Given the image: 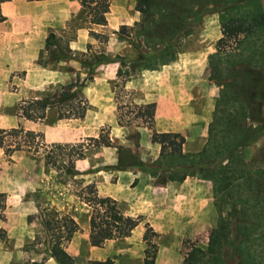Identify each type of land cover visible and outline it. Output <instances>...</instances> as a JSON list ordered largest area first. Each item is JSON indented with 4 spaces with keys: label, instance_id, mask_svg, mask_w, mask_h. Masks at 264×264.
Wrapping results in <instances>:
<instances>
[{
    "label": "rangeland",
    "instance_id": "1",
    "mask_svg": "<svg viewBox=\"0 0 264 264\" xmlns=\"http://www.w3.org/2000/svg\"><path fill=\"white\" fill-rule=\"evenodd\" d=\"M82 1L81 11L56 34L60 59L56 61L50 55L56 47L50 46L42 53L43 67L58 71L59 76V81L50 84L43 95L47 90L55 92L69 84H75V90L82 84L80 90L90 110L88 119L95 118L98 110L90 101L111 105L112 116L109 109L103 111L106 121L100 127V135L75 143L78 145L75 159L85 156L90 160V168L83 172L66 171L70 148L58 150L43 145L39 153L15 150L10 156L1 148L0 192L4 193L5 208L0 217V264H58L50 255L51 234L41 223L50 212L67 215L78 226L64 243L74 264H103L106 259H111L113 264H145V258H153V264H182L187 255L194 264H264V88L250 89L258 115L242 119L240 111L247 110L237 85V72L243 65L249 70L257 68L264 78V25L252 35L241 34L236 45L227 39L220 50L216 45L222 24L230 17L240 18L252 11L264 16L263 0H173L167 4L169 9L161 10L165 16L156 26L160 36L165 31L171 34L159 45L155 39L146 43L140 36L142 28H149L147 16L135 10L136 0L113 6L112 14L109 0ZM95 4L103 14L106 11L111 16L118 15V8L122 19L111 20L107 26L91 23L93 14L89 11ZM79 29L78 48L72 51L69 44L73 38L77 39ZM100 56L114 60L117 70L112 80L99 79L104 70L102 63L98 64L94 58ZM197 57H200L199 65ZM174 61L172 66L177 74L171 70L167 76L176 80L180 106L190 103L193 111L200 114L205 108L212 110L215 103L214 113L218 109L219 113L213 121L209 119V130L204 137L207 140L197 152L202 155L193 159L197 162L187 166L184 160L166 177L153 160L158 145L151 139L156 130L145 104L153 102L163 89L159 83L163 65L169 66ZM99 93L107 94L108 99H95ZM229 113L234 121L227 120ZM56 117L57 109L52 107L48 120L52 123ZM197 122L191 130L202 129L201 119ZM1 136H5V144L15 140L7 134ZM195 138L197 145L204 141ZM37 140L43 142L42 138ZM46 152L56 156L54 165L45 163ZM111 158L117 159L113 166L108 163ZM138 166L152 177L146 183L157 186L174 183L181 191H185L181 185L183 179L192 177L190 183L195 189L192 219L194 226L200 222L206 228L194 229L192 236L187 235L185 232L189 230L183 226L182 216L173 220V237H163L159 231L147 227L138 235L143 241V256L138 252L139 247L133 248L123 238L114 237L99 247L91 246V207L87 203L91 195L86 185L93 184L98 196H108L107 192L116 188L107 185V180L115 182L119 178L121 182L118 171ZM209 181L213 195L211 210L200 205ZM136 184L134 180L130 187ZM118 206L124 211L123 204ZM201 246L205 253L199 260L194 250ZM160 248H177L172 255L174 260L166 261L162 255L157 261Z\"/></svg>",
    "mask_w": 264,
    "mask_h": 264
},
{
    "label": "crops",
    "instance_id": "2",
    "mask_svg": "<svg viewBox=\"0 0 264 264\" xmlns=\"http://www.w3.org/2000/svg\"><path fill=\"white\" fill-rule=\"evenodd\" d=\"M127 0H109L111 5V14L114 12L112 7L122 5ZM98 6L97 4H95ZM23 7L24 9L20 8ZM82 0H0V14L3 20L0 21V129L18 128L43 134V141L47 144L51 143H70L75 144L84 138H96L100 132V127L104 125L103 111H111L112 107L101 104H94L90 101V105H96L97 115L92 120L88 119V111L83 118H67L56 119L50 123V109L46 110V115L41 120H28L17 114V108L20 103L29 99H36L43 96V92L50 84L59 81L58 71L47 69L38 64L45 48V39L49 33L57 34L59 29H63L67 21L73 19L82 9ZM27 9V10H26ZM102 9V8H101ZM117 16H111L109 12L104 11L106 24L111 25V20H121V11L116 8ZM109 13V14H108ZM81 36L80 29L77 32V39L70 41L69 48L73 51L78 48V37ZM221 37V36H220ZM219 37V38H220ZM218 38V39H219ZM236 45V44H234ZM200 64V57L195 58ZM171 62L169 66L164 64L160 74V86L163 89L155 95L153 102L154 125L156 132H178L185 138L182 146V152L174 155H159V145L155 147L156 160L162 174L167 177V173L171 170L179 168L185 160L184 155L195 154L202 149L205 144L204 137L207 135V127L209 119L213 121L216 105L213 103L212 110L205 108L202 113L196 114L190 103H186L184 107L180 106L176 88V80L170 75L171 70L176 68ZM104 73L99 79L112 80L115 78L117 66L113 62L102 63ZM246 68L244 65L241 66ZM194 68V67H193ZM253 69V66L251 67ZM248 69V68H246ZM256 69V68H254ZM170 70V71H169ZM249 70V69H248ZM170 72V73H169ZM177 74V73H176ZM175 74V75H176ZM95 81L98 78L95 77ZM167 90V91H166ZM169 90V91H168ZM108 99L107 94L99 93L95 99ZM215 101V100H214ZM218 101V108L219 102ZM187 108V109H186ZM189 109V110H188ZM212 112V113H211ZM204 118L208 119L204 121ZM254 118V117H253ZM203 122L202 129L191 130V126L198 124V120ZM208 128V129H207ZM149 131V130H147ZM192 134H191V133ZM191 134V135H190ZM195 137H201L204 140L200 145L195 143ZM2 149L0 148V166L2 160ZM141 160H145L141 158ZM109 165H115L116 158L108 160ZM226 162H223L225 164ZM75 170L83 172L90 168V160L88 157L76 158L74 161ZM118 176L122 177V181L118 178L115 182L107 180V185L115 186L107 192V195L115 199L118 203L123 204L125 214L136 219L138 225L132 230L131 236L124 237L125 243L128 245L139 247V254L143 256V241L141 235L147 227H152L159 231L163 237L174 236L173 220L175 217L182 216L181 220L184 224L187 235L192 236L194 229L205 227L204 223L195 224L192 214L194 212L195 189L190 183L192 177L186 176L181 185L185 187V191L178 190L174 183H166L160 186L152 183H146V180L152 179L147 175L145 170L138 168L118 171ZM109 177V175L106 176ZM137 181L135 187H130V182ZM187 185H190L187 188ZM211 182H207V192L201 198L200 205L203 208L211 210L213 207V195ZM118 186H121L119 188ZM120 189V190H119ZM150 189V190H147ZM206 228V227H205ZM136 233L137 236H136ZM198 245V244H197ZM134 248V247H133ZM177 248L159 249L158 259L165 255L166 261H173V254ZM201 250H204L202 246ZM167 264H169L167 262Z\"/></svg>",
    "mask_w": 264,
    "mask_h": 264
},
{
    "label": "trees",
    "instance_id": "3",
    "mask_svg": "<svg viewBox=\"0 0 264 264\" xmlns=\"http://www.w3.org/2000/svg\"><path fill=\"white\" fill-rule=\"evenodd\" d=\"M27 1H39V0H27ZM174 2L173 0H136L135 10L138 11L142 16H147L148 27L149 29L142 28L140 36L143 41L148 43L150 40H156L155 44L158 45L166 42L168 37L171 34H168L166 31L160 36L156 30L157 24L161 22L165 16L161 10L169 9L167 4ZM190 2V1H189ZM191 2H193L191 0ZM159 11L158 13L155 11ZM89 13L93 14L90 22L98 25H105L106 18L105 15L99 10L97 6H92ZM154 14L156 16L154 17ZM160 16V17H159ZM4 18L0 14V21ZM264 25V16L261 12H247L238 17H230L226 20L221 26V37L217 40V49L220 50L225 39L234 42L237 44L241 34L243 35H252L259 28ZM151 27V29H150ZM57 39L58 37L54 33H49L45 39V50H48L50 46L57 48ZM156 44V45H157ZM53 49L50 51V55L54 60H59L58 56L61 48L58 50ZM60 49V50H59ZM97 59L98 64L100 63H109L114 62V60L108 59L104 56ZM120 61V60H119ZM38 64L43 66V63L39 59ZM118 73V71H117ZM238 80V92L242 101L244 102L245 108L247 111H240L242 115L241 118L252 116L256 117L258 115V106L256 103L255 107H252L251 101H253L252 94L250 95L249 90H261L264 88V78L259 70H248L244 69L243 71L237 72ZM75 84H69L68 86H61L55 92L47 90L40 98L29 99L20 103L17 108V114L25 117L28 120L36 121L41 120L46 115V110L52 107L57 109V118L58 119H67V118H78L81 119L84 117L87 110V102L81 93V88L83 85H79L73 90ZM147 109L148 118L152 119L155 110V103L149 102L145 104ZM232 114L229 113L227 120L231 122L233 120ZM240 118V119H241ZM233 125V124H232ZM12 136L15 140L10 144H5V136ZM100 135V134H99ZM38 138H42L43 134L41 132H34L29 130H23L18 128H9V129H0V148L4 149V154L10 156L12 151L15 150H25L28 152L39 153L41 146L50 147L61 150L64 148H70V152L67 155L69 166L66 167V171L71 174H75V150L78 147L77 144L70 143H51L47 144L44 141L38 142ZM151 141L159 145L160 151L159 155H174L180 154L182 152V146L185 142V138L178 132H154ZM105 146H109L108 142L104 143ZM5 147V148H4ZM52 152V151H51ZM46 152L43 154V158L46 164L54 165L56 162V156L51 153ZM202 153L195 154H186L184 155L185 160L187 161V166L193 165L196 163L193 159L199 157ZM90 193V198L87 199L88 205L91 207L89 215V243L91 246L99 247L107 239L110 238H124L130 235L132 230L136 227L137 221L121 211L118 206V203L115 199L105 196H98L95 192L93 184L86 185ZM5 208L4 204V193L0 192V217L3 216V211ZM42 225L47 231L51 234V245L50 255L56 260L58 264H74L73 257L66 252L64 249V243L68 242L73 233L77 231L78 226L76 222L67 215H59L56 212L48 213L47 217L42 219ZM199 255L200 258L204 255V251L200 249L194 250ZM145 264H153V258H145ZM30 264H41L37 262H32ZM103 264H113L111 259H106ZM182 264H194L192 258L187 255L184 258Z\"/></svg>",
    "mask_w": 264,
    "mask_h": 264
},
{
    "label": "flooded vegetation",
    "instance_id": "4",
    "mask_svg": "<svg viewBox=\"0 0 264 264\" xmlns=\"http://www.w3.org/2000/svg\"><path fill=\"white\" fill-rule=\"evenodd\" d=\"M245 68H241V71H243ZM251 91L249 90V93H250ZM251 105H252V107H255L256 106V102L253 100V101H251Z\"/></svg>",
    "mask_w": 264,
    "mask_h": 264
},
{
    "label": "water",
    "instance_id": "5",
    "mask_svg": "<svg viewBox=\"0 0 264 264\" xmlns=\"http://www.w3.org/2000/svg\"><path fill=\"white\" fill-rule=\"evenodd\" d=\"M263 2H264V0H263Z\"/></svg>",
    "mask_w": 264,
    "mask_h": 264
}]
</instances>
